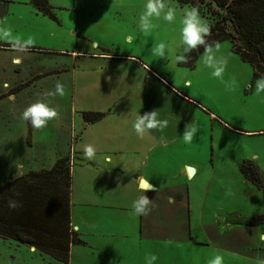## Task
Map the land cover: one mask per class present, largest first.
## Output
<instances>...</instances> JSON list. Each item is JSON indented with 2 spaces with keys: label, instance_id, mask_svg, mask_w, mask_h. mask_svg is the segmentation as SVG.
Listing matches in <instances>:
<instances>
[{
  "label": "rangeland",
  "instance_id": "rangeland-1",
  "mask_svg": "<svg viewBox=\"0 0 264 264\" xmlns=\"http://www.w3.org/2000/svg\"><path fill=\"white\" fill-rule=\"evenodd\" d=\"M47 1L52 16L25 6L30 14L24 19L27 27L22 35L33 36L35 47L55 53L25 57L28 63L20 66L22 72L17 75L19 67L11 64L14 54L0 51V94L5 91L3 83L12 88L21 80L28 81L31 72L53 71L40 81H31L16 99H0V184L20 172L51 168L59 151L75 164L135 166L162 186L163 197L174 199V220L183 210L189 211L190 234L183 243L142 242L136 248L140 253L136 264H146L147 254L158 257L155 264H208L215 254L224 257V264H258L264 258V242L258 239L264 226L233 231L263 210L262 193L240 173L242 162L251 161L264 177V93L253 94L251 66L232 51L228 40L221 41L218 53H231L222 80L203 65V52L191 65H177L174 57L183 51L182 13L178 11L171 24L162 18L154 20L157 26L145 36L139 31L138 18L146 0ZM172 3L180 10L188 5L178 0ZM128 36L133 37L131 42ZM160 42L169 46L167 59L151 51ZM71 51L110 56L73 59L66 54ZM147 69L157 77H151ZM233 78L234 90L227 86ZM189 79L191 86L185 87ZM57 81L64 84L65 95L45 98L43 93L54 90ZM37 100H46L59 110V118L41 130L21 119L23 110ZM152 110H157L159 119H167L168 126L140 139L132 122L136 114ZM82 113L103 117L85 122ZM190 122L199 131L186 144L182 134ZM88 144L97 149L93 160L83 155ZM183 165L187 180L179 173ZM188 167L194 170L190 177ZM228 223L235 224L225 229ZM181 230L174 224L175 234ZM221 250L236 253L222 254ZM30 257L22 245L0 238V264H34Z\"/></svg>",
  "mask_w": 264,
  "mask_h": 264
},
{
  "label": "crops",
  "instance_id": "crops-1",
  "mask_svg": "<svg viewBox=\"0 0 264 264\" xmlns=\"http://www.w3.org/2000/svg\"><path fill=\"white\" fill-rule=\"evenodd\" d=\"M8 3L9 6H7ZM21 5L23 7H20ZM29 5L26 0H0V20H6L14 33L22 34V31L27 27V19H24L30 14L25 6ZM0 51L14 54V57L11 58V64L19 67L15 70L17 75H21L20 66L28 63L25 57L55 53L50 52L54 50H45L38 46L32 47L28 52L21 53L11 49L3 41H0ZM66 54L73 59L85 55V58L94 60H105L107 58L105 56H110L105 52L82 53L71 51L66 52ZM17 60L19 63L14 62ZM146 72H150L148 74L151 77H157L150 69H147ZM52 73L51 70L44 74L31 72V75L28 76L30 77L29 82L21 80L12 88L9 84L3 83L2 86L5 91L0 94V96L4 95L0 99L14 100L23 91L24 87H29L31 81L36 79L40 81ZM34 85L35 82L31 86ZM17 87L20 90L14 95L10 94L11 90ZM170 88L172 89V86ZM76 141L78 142V139ZM58 156L65 155L62 151H59V154L55 155V160ZM86 163L75 164L71 162L70 167V222L71 225H78V229L73 231L82 244L70 246L67 264H136L137 256L140 254H137L136 248H140L142 242L146 244L152 242L155 245L161 244L163 246L165 241L183 243L190 239L188 238L190 235L189 211L184 212L183 210L174 220L172 204L169 203L168 198L162 196V186L156 185L151 179L145 177L141 169L138 170L135 166H123L118 169L114 167L103 168V166H98L92 162ZM185 166H181L179 173L183 174L187 180L184 171ZM25 173L27 172H20L13 178ZM140 177H143V180L148 182L147 184L152 187L155 186L154 189L142 190ZM142 195H146L150 200H153L152 210L147 216L132 214V202ZM174 224L179 230L182 229L181 234L174 233ZM233 224L235 223H228L225 225V229L230 226L233 227ZM239 225L240 228L233 229L234 232L238 233L237 230L245 228L244 225ZM184 228L187 231L186 233L183 231ZM254 229L256 232L258 231L257 228H253V232ZM174 235H177V240H175ZM22 246L31 255L29 259L34 260L32 261L34 264H62L47 255L37 252L33 247ZM243 250L248 251L250 249ZM220 252L230 255L236 253L235 250H221Z\"/></svg>",
  "mask_w": 264,
  "mask_h": 264
},
{
  "label": "trees",
  "instance_id": "trees-1",
  "mask_svg": "<svg viewBox=\"0 0 264 264\" xmlns=\"http://www.w3.org/2000/svg\"><path fill=\"white\" fill-rule=\"evenodd\" d=\"M38 11L50 16L47 0H26ZM182 4L199 5L200 15L211 28V41L228 40L232 51L248 63L253 79L264 74V0H178ZM203 47L191 52V65ZM20 89L14 88L10 94ZM4 96V95H2ZM0 96V98L2 97ZM85 122L103 117L100 113H82ZM69 156H58L49 169L29 171L0 184V238L33 247L37 252L67 264L71 245L82 244L71 229ZM244 180L262 193V212L242 225L264 226V177L251 161L240 166ZM18 194V195H17ZM9 198L20 207L10 209ZM241 224V223H240Z\"/></svg>",
  "mask_w": 264,
  "mask_h": 264
},
{
  "label": "clouds",
  "instance_id": "clouds-1",
  "mask_svg": "<svg viewBox=\"0 0 264 264\" xmlns=\"http://www.w3.org/2000/svg\"><path fill=\"white\" fill-rule=\"evenodd\" d=\"M178 11L182 13L180 23L181 27V40L180 45L183 47L181 54L174 57V62L179 64H188L191 60V52L203 47V53L201 61L203 65L209 69H212V76L218 79H223L226 67L229 62L231 53L226 55H218L221 52L222 44L220 41H211L207 39L211 35V28L207 20L201 17L199 11V5H187L182 10L173 5L172 0H146L144 10L139 14L138 28L145 36L151 34L153 29L157 26L154 20H160L161 18L168 22L173 23ZM132 36L127 37V41L131 42ZM0 41L6 42L11 49L25 53L31 50L35 46L36 40L33 36L29 35L25 37L22 34L14 33L12 27L6 20H0ZM168 45L164 42L154 43L151 49L154 56L161 59H167L166 49ZM19 63V61H14ZM192 81L185 80L184 86L190 87ZM233 89L236 86V81L233 78L227 85ZM264 93V74H261L259 78L255 80L254 95H260ZM65 95V86L61 82L57 81L54 90H47L43 93L45 98L47 97H63ZM59 118L58 108L51 107L46 100H37L35 103L26 107L21 115L23 121L28 122L32 128L41 130L47 127L49 121ZM167 119H159L157 110L145 112L142 115L140 113L135 115V119L132 122V128L136 135L143 139L146 135L150 134L152 130L163 131L168 126ZM199 131L197 125L194 122H190L185 125L182 139L186 144H191L197 132ZM97 149L94 145L88 144L83 148V155L88 160H93L96 156ZM109 159V158H105ZM143 184H147V181L143 180V177L139 178ZM151 189H143L144 191ZM18 195V194H17ZM169 203H174L173 198H169ZM8 207L10 209H17L20 207L18 200L9 198ZM153 207V200H150L146 195L140 196L138 199L132 202V214L137 216H147ZM72 230H77L78 225H71ZM255 231V229H254ZM258 239L264 242V234H258ZM219 250H217L218 252ZM158 257L154 254H147L145 256L146 264H155ZM208 264H224V257L220 254H215L209 259ZM258 264H264V258L258 261Z\"/></svg>",
  "mask_w": 264,
  "mask_h": 264
},
{
  "label": "water",
  "instance_id": "water-1",
  "mask_svg": "<svg viewBox=\"0 0 264 264\" xmlns=\"http://www.w3.org/2000/svg\"><path fill=\"white\" fill-rule=\"evenodd\" d=\"M193 173H194V170L191 167H188V172H187L188 176L190 177ZM140 187L143 189H147V188L151 187V189H149V190L154 189V187H152L149 184H143L142 181H140Z\"/></svg>",
  "mask_w": 264,
  "mask_h": 264
}]
</instances>
